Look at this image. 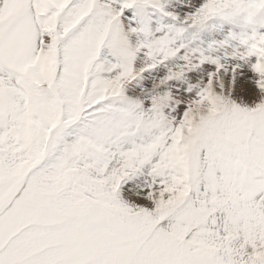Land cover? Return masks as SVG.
Returning <instances> with one entry per match:
<instances>
[{"label": "snow or ice", "instance_id": "1", "mask_svg": "<svg viewBox=\"0 0 264 264\" xmlns=\"http://www.w3.org/2000/svg\"><path fill=\"white\" fill-rule=\"evenodd\" d=\"M0 264H264V0H0Z\"/></svg>", "mask_w": 264, "mask_h": 264}]
</instances>
